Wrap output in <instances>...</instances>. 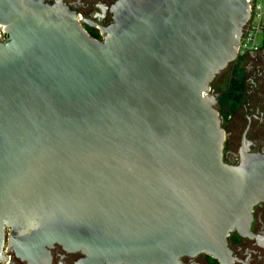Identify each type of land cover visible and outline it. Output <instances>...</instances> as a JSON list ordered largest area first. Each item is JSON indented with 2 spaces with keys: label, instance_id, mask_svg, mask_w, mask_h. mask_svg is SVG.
I'll return each mask as SVG.
<instances>
[{
  "label": "water",
  "instance_id": "1",
  "mask_svg": "<svg viewBox=\"0 0 264 264\" xmlns=\"http://www.w3.org/2000/svg\"><path fill=\"white\" fill-rule=\"evenodd\" d=\"M92 37L61 0H0V263L228 259L264 201V153L224 160L211 84L245 0H117Z\"/></svg>",
  "mask_w": 264,
  "mask_h": 264
},
{
  "label": "flooded vegetation",
  "instance_id": "2",
  "mask_svg": "<svg viewBox=\"0 0 264 264\" xmlns=\"http://www.w3.org/2000/svg\"><path fill=\"white\" fill-rule=\"evenodd\" d=\"M49 4L57 0H44ZM74 11L85 30L95 39H103L102 28L113 21L112 5L117 0H61ZM218 99L222 126L226 132L224 160L236 164L243 150L264 153V44L257 51L238 56L211 84ZM228 259L209 253L187 254L180 264H264V201L253 210L248 234L232 231L227 240ZM49 264H83L82 252L66 250L55 244ZM0 264H30L11 251Z\"/></svg>",
  "mask_w": 264,
  "mask_h": 264
},
{
  "label": "built area",
  "instance_id": "3",
  "mask_svg": "<svg viewBox=\"0 0 264 264\" xmlns=\"http://www.w3.org/2000/svg\"><path fill=\"white\" fill-rule=\"evenodd\" d=\"M250 5L251 18L243 29L238 47V56H246L257 51L263 44L264 36V0H245ZM6 34L0 26V40L4 41Z\"/></svg>",
  "mask_w": 264,
  "mask_h": 264
},
{
  "label": "trees",
  "instance_id": "4",
  "mask_svg": "<svg viewBox=\"0 0 264 264\" xmlns=\"http://www.w3.org/2000/svg\"><path fill=\"white\" fill-rule=\"evenodd\" d=\"M263 44H264V36H263Z\"/></svg>",
  "mask_w": 264,
  "mask_h": 264
}]
</instances>
